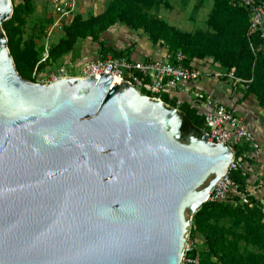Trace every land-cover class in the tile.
Instances as JSON below:
<instances>
[{"label": "water", "instance_id": "1", "mask_svg": "<svg viewBox=\"0 0 264 264\" xmlns=\"http://www.w3.org/2000/svg\"><path fill=\"white\" fill-rule=\"evenodd\" d=\"M0 0V264H179L231 149L109 74L22 78Z\"/></svg>", "mask_w": 264, "mask_h": 264}, {"label": "trees", "instance_id": "2", "mask_svg": "<svg viewBox=\"0 0 264 264\" xmlns=\"http://www.w3.org/2000/svg\"><path fill=\"white\" fill-rule=\"evenodd\" d=\"M33 1L12 3V16L2 24L17 72L31 81H34L33 73L38 62L30 61L27 48L23 47L22 28L34 11ZM212 1V30L190 34L168 25L158 16H149L144 10L149 0H112L105 11L87 20L73 16L70 23L63 25L64 38L48 51L47 62L39 63L37 72L45 64L64 62V55L72 50L76 41L87 37L100 45L101 57H106L109 52L114 57L133 56L128 51L106 47L99 38L114 24L123 23L129 28L142 30L153 45L159 43L168 54L184 53L186 66L193 59L209 57L226 72L234 69L233 75L246 86L245 93L254 94L264 108V42L260 32H249L248 11L242 3ZM147 83L148 79H145L140 87L142 94L159 97L164 103L179 108L183 116V133L190 129L197 133L205 129V117L196 107L188 103L177 104L176 99L166 93L156 95L144 87ZM231 176L242 187L249 177L240 170L232 172ZM249 200L251 206L239 203L238 198L204 202L194 213L191 231L199 232L206 244L205 249L190 254L192 258L197 257V264H264V214L252 196ZM225 218L232 219L230 225H219V221Z\"/></svg>", "mask_w": 264, "mask_h": 264}, {"label": "built area", "instance_id": "3", "mask_svg": "<svg viewBox=\"0 0 264 264\" xmlns=\"http://www.w3.org/2000/svg\"><path fill=\"white\" fill-rule=\"evenodd\" d=\"M49 3L54 17L50 31L57 26L62 27L70 23L73 18L76 0H49ZM242 5L248 11L249 32L259 31L260 38L264 42V33L261 31L264 17V0H244ZM47 60L48 51L46 50L39 63H46ZM185 60L186 56L181 51L174 54L166 53L162 58L137 59L135 56H98L85 61L80 67H78L77 61L66 59L64 62L48 65L45 76L37 82L48 84L67 77L88 79L102 74H109L111 78H117L121 83L123 80L130 83L139 91L143 81L148 79V83L144 85L146 89L156 95L170 94L182 82L197 80L200 76L199 68H195L191 64L189 66L184 65ZM38 64L35 66L33 77L37 72ZM233 72L234 69L227 72L223 70L217 72L216 76L228 77L235 82H242L233 75ZM154 98L160 99L159 97ZM207 107L208 109L204 113V130L208 134V140L224 144L229 148L235 146V149L230 148L232 158L227 166L226 174L209 191L204 202H226L238 198L239 203L251 206L250 195L245 186L242 187L236 182L231 173L239 170L245 173L248 172L251 158L250 150L257 152L259 149L254 132L245 120L236 115L228 105L219 102H208ZM245 146L249 149H244ZM189 230L190 227L186 233L179 264H197L198 261L197 258L190 256L192 252H195V247L190 239Z\"/></svg>", "mask_w": 264, "mask_h": 264}, {"label": "rangeland", "instance_id": "4", "mask_svg": "<svg viewBox=\"0 0 264 264\" xmlns=\"http://www.w3.org/2000/svg\"><path fill=\"white\" fill-rule=\"evenodd\" d=\"M17 4L20 0H11ZM112 0H76L73 16L87 20L106 10ZM34 11L26 18L22 28L23 47L27 48L30 61L40 62L46 50L53 48L64 38V26L50 31L54 22L52 7L49 0H34ZM212 0H149L144 10L149 16H158L168 25L190 34L203 29L212 30ZM105 46L114 50H125L134 56L142 57L149 48H164L152 44L147 35L140 29H132L123 23H116L100 35ZM166 49V48H165ZM101 57L100 45L91 38L78 39L72 50L64 55V59L77 61L78 67L87 60ZM112 56L109 52L106 57ZM48 66L43 65L34 76L38 81L45 76ZM158 95V94H157ZM191 238V237H190Z\"/></svg>", "mask_w": 264, "mask_h": 264}, {"label": "crops", "instance_id": "5", "mask_svg": "<svg viewBox=\"0 0 264 264\" xmlns=\"http://www.w3.org/2000/svg\"><path fill=\"white\" fill-rule=\"evenodd\" d=\"M242 3L244 0H231ZM206 29H203L205 31ZM261 31L264 33V17L261 24ZM264 47V44H263ZM165 48H149L143 58H162L166 55ZM134 56V55H133ZM191 65L199 68L200 76L197 80L182 82L177 89L168 96L176 99L177 103H188L196 107L199 113L204 115L208 109V102H219L228 105L233 112L243 118L247 125L254 132L255 140L259 144L257 152L250 150L249 177L246 179L245 188L250 196L259 204L264 214V108L261 107L254 94H246V86L242 82H235L228 77L216 76L217 72L223 71L219 63L212 58L193 59ZM178 108V107H176ZM179 110V108H178ZM244 149H249L247 146ZM264 219V218H263ZM231 218L221 219L219 225L229 226ZM192 226V222H191ZM189 230L190 239L194 243L195 253L206 248V244L199 235V232ZM197 258V257H196ZM198 260V259H197ZM214 262L215 258L212 259ZM219 264V263H218Z\"/></svg>", "mask_w": 264, "mask_h": 264}, {"label": "bare ground", "instance_id": "6", "mask_svg": "<svg viewBox=\"0 0 264 264\" xmlns=\"http://www.w3.org/2000/svg\"><path fill=\"white\" fill-rule=\"evenodd\" d=\"M112 81L115 82L116 84L117 83H121V81L119 79H117V78H112Z\"/></svg>", "mask_w": 264, "mask_h": 264}]
</instances>
